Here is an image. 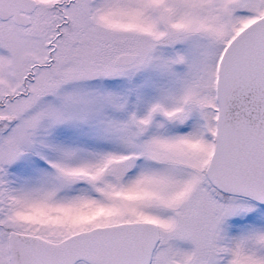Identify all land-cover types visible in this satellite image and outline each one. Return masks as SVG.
Wrapping results in <instances>:
<instances>
[{
	"label": "snow or ice",
	"instance_id": "snow-or-ice-1",
	"mask_svg": "<svg viewBox=\"0 0 264 264\" xmlns=\"http://www.w3.org/2000/svg\"><path fill=\"white\" fill-rule=\"evenodd\" d=\"M0 264H264V0H0Z\"/></svg>",
	"mask_w": 264,
	"mask_h": 264
}]
</instances>
